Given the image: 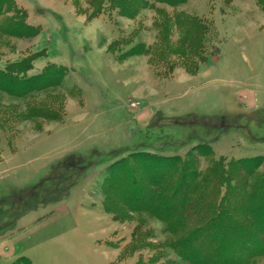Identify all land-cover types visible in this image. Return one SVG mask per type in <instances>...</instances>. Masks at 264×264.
Wrapping results in <instances>:
<instances>
[{"label": "rangeland", "instance_id": "rangeland-1", "mask_svg": "<svg viewBox=\"0 0 264 264\" xmlns=\"http://www.w3.org/2000/svg\"><path fill=\"white\" fill-rule=\"evenodd\" d=\"M13 1L35 36L0 33V72L38 53L48 58L30 76L48 61L66 76L25 98L0 92V161L20 153L17 178L0 183V264H187L164 221L113 210L105 180L143 153L264 156V6L152 1L132 19L108 1ZM183 12L209 24L200 57L178 52ZM34 108L41 117L26 118Z\"/></svg>", "mask_w": 264, "mask_h": 264}, {"label": "trees", "instance_id": "trees-1", "mask_svg": "<svg viewBox=\"0 0 264 264\" xmlns=\"http://www.w3.org/2000/svg\"><path fill=\"white\" fill-rule=\"evenodd\" d=\"M105 1L133 19L142 9L151 8L152 1L176 8L188 0H98L96 7L100 9ZM257 1L264 6V0ZM176 22L182 35L180 55L200 57L208 22L184 12ZM0 33L23 39L35 36L13 0H0ZM141 46L132 53H150V49L137 52ZM38 56L41 54H31L1 71L0 92L25 98L54 88V82L66 76L54 64L30 76ZM31 110L26 118L40 116L43 109ZM50 114L45 119L52 120ZM199 156L210 160L205 170L200 169ZM131 162L108 174L107 200L117 212L115 203L126 211L146 212L164 221L173 237L167 246L187 264H252L264 258V156L227 160L216 158L210 147L200 146L185 158L143 153L133 155ZM26 263L23 258L14 262Z\"/></svg>", "mask_w": 264, "mask_h": 264}, {"label": "crops", "instance_id": "crops-1", "mask_svg": "<svg viewBox=\"0 0 264 264\" xmlns=\"http://www.w3.org/2000/svg\"><path fill=\"white\" fill-rule=\"evenodd\" d=\"M30 54V53H29ZM29 54L28 55H25L23 58H25V57H27V56H29ZM22 58V59H23ZM44 58V60L45 59H47L48 58V55L47 56H43V55H41V56H38L37 58H36V60L34 61V63H33V69L29 72V73H32V71L35 69V65L41 60V59H43ZM49 64H55V63H53V62H50V61H48V62H46L45 64H44V66L42 67V71L49 65ZM41 71V72H42ZM40 72V73H41ZM39 74V73H38ZM33 75V74H32ZM34 75H37V74H34ZM32 147H35V145H33ZM31 147V148H32ZM20 155V153H18V154H16V155H14L13 156V160L12 161H8V160H2V161H0V183H1V185H4V184H6V182L10 179V178H12V177H16V176H18V175H14L12 172L13 171H15V170H17V165H15V164H13V163H11V162H13L14 160H16V158H18V156ZM55 164V163H54ZM53 166V165H52ZM49 167H51L50 165L49 166H45L43 169H41V170H44V169H47V168H49ZM17 178V177H16Z\"/></svg>", "mask_w": 264, "mask_h": 264}]
</instances>
